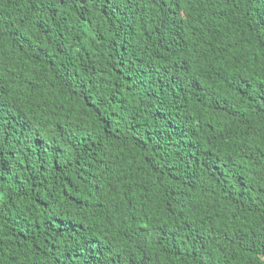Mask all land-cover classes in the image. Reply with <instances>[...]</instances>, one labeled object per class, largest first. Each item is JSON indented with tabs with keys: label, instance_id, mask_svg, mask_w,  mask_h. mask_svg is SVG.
I'll use <instances>...</instances> for the list:
<instances>
[{
	"label": "trees",
	"instance_id": "trees-1",
	"mask_svg": "<svg viewBox=\"0 0 264 264\" xmlns=\"http://www.w3.org/2000/svg\"><path fill=\"white\" fill-rule=\"evenodd\" d=\"M0 264H264V0H0Z\"/></svg>",
	"mask_w": 264,
	"mask_h": 264
}]
</instances>
